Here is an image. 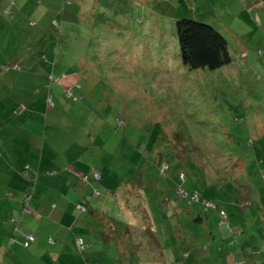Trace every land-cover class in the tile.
<instances>
[{"label": "rangeland", "instance_id": "1", "mask_svg": "<svg viewBox=\"0 0 264 264\" xmlns=\"http://www.w3.org/2000/svg\"><path fill=\"white\" fill-rule=\"evenodd\" d=\"M8 4L14 13L0 18V59L12 48L6 44L12 33L19 49L23 41L30 48L33 38L42 35L41 45L51 53L49 62L65 69L55 81L68 77L67 99L79 100L85 107V118L68 130L93 132L94 144L102 146V155L116 167L102 183H95L101 196L91 198V186L86 193L100 215L105 211L117 227V239L124 234L125 241L117 248L114 241L105 246L93 243L83 254L93 258L104 254L107 260L100 264H138V260L165 264L162 259L182 257L177 247H164L166 237L160 239L164 251L160 252L143 229L147 220L137 222L117 200L123 195L120 183L136 168L150 165L155 143L148 142L155 139L163 154L162 167L167 162L175 166L177 154H171L181 145L193 151L189 155L197 166L204 167V175L190 167L181 186L199 190L212 208L204 207L208 219L181 223L184 227L170 237L190 252L180 260L235 264V253L244 251L247 258H259L248 262L264 264V0H9ZM179 18L207 22L221 32L232 62L214 70L184 66L174 23ZM39 58L33 55L34 64ZM51 111L56 112L53 107ZM212 151L236 156L241 152L244 164L233 158L227 167L248 182L237 179L238 186L219 182L213 159L204 155ZM185 166L189 167L179 165L187 171ZM184 170L176 172L184 176ZM150 189L144 190L146 207L155 211L160 237L165 235L162 230L169 232L179 224L180 214L189 221L204 210L201 203H189L173 192L171 204L178 202L182 210L168 206L158 210L150 198L152 192L161 198L162 188ZM172 189V185L164 188ZM120 222L128 225L125 233Z\"/></svg>", "mask_w": 264, "mask_h": 264}, {"label": "crops", "instance_id": "2", "mask_svg": "<svg viewBox=\"0 0 264 264\" xmlns=\"http://www.w3.org/2000/svg\"><path fill=\"white\" fill-rule=\"evenodd\" d=\"M8 2L0 0V18L9 16ZM17 38L13 33L8 37L7 47L12 48L0 59V264H84L88 258L100 264L104 254L93 258L75 248L77 236L89 244L102 242L91 229V215L76 206L85 202L88 188L78 185L76 174L99 163L113 165L94 144L93 132L68 130L85 118V107L67 99L68 77L55 81L65 69L49 62L43 36L34 37L30 48L23 41L20 49ZM34 45L38 47L33 49ZM33 55L45 61L39 58L34 64ZM52 171L57 174L50 175ZM255 214L259 217L258 211ZM26 234L35 240L24 247ZM243 252L236 261L252 264L246 259H259Z\"/></svg>", "mask_w": 264, "mask_h": 264}, {"label": "trees", "instance_id": "3", "mask_svg": "<svg viewBox=\"0 0 264 264\" xmlns=\"http://www.w3.org/2000/svg\"><path fill=\"white\" fill-rule=\"evenodd\" d=\"M13 12H14L13 10L12 11L10 10L6 14L11 15ZM174 23L176 27L179 56L184 66H186L189 69L208 68V69L214 70V69H217L223 66H227L232 62L233 57L228 48V41L226 40L224 35L221 32H219L216 28H214L211 24L207 22H203V21H198L192 18H179V19H176ZM156 142L157 141L155 139L148 142L151 146L155 143L154 146L152 147L151 156H149V158L151 159L150 165L148 164L146 167L143 166L140 169L136 168L135 173L130 178H128V180H126L122 184L120 183L123 195L122 197H118L117 200L119 201L121 206H123L124 210L126 211V214L132 215L134 217L133 219H136L137 222L144 221L145 223V221L147 220L148 225L144 227L143 229L144 230L146 229L145 232L148 234L149 237H151V239L154 241V243L159 248L160 252L162 250L160 247L161 246L160 239H165V237H166V239L164 240L165 248H167L168 250L171 246L173 248L174 247L178 248V250L182 254V257L181 258L177 257L176 259H162V261L165 264H186L185 261L183 262V260H180V259L188 258L190 256V252L182 248V245L179 242V240L174 242L170 237L179 233L178 229L181 227L182 225L181 223L196 224L195 223L196 221H199L202 223L204 219H208L205 212L208 211L212 207L209 206L208 210L204 208L206 203L204 202V198L202 199V195L200 191L197 190L196 188H192L191 191H186L184 190V188H182L183 186H181L184 183L186 176L190 173V170H189L190 167L192 168L194 167L198 172L202 173L203 175H204V172H203L204 167L203 165L197 166V164H195L194 160L189 155L193 151L192 150L188 151V149H186L182 145L178 146V149L173 148L174 152H172L173 154L171 155L177 154V156L175 157V166L173 163L169 165V163L167 162V164L165 163L166 167H162L163 166L162 164L164 163L163 154L161 153L160 149L156 148ZM99 147L101 148L102 146H99ZM241 154H242L241 152L239 156H236L233 152H226V153L219 152L216 154L215 151H212L210 153H204V155L208 157L207 159L209 158L213 159L212 162L215 165V171L219 178L218 181L221 183H228V184L232 182L236 184L237 186L239 185V183L237 182L238 181L237 179H243V178L236 177L234 175V172L231 171V169H229L227 165H229V161L231 162L233 158H237V160H241L242 163L244 164ZM262 157H264V154L262 155ZM220 158H222L221 161H220ZM200 159L201 157L199 158V160ZM185 161H188V163ZM106 162H110V160L108 161L107 159ZM182 163L184 165L186 164L189 165V167L185 166L188 169L187 171H185L183 168H180ZM234 164L235 162H233L232 165H230L229 167L230 168L234 167ZM115 168L116 167L114 166L108 167L106 164L102 163L101 166L94 165L89 169V171L81 172V174H76V175L78 176L79 181L82 183L81 186L83 187L91 186V190L89 194L90 197L97 198L101 196V194H100V190L95 185V183L96 182L102 183L105 177L109 176V174L110 175L113 174V171ZM179 169L184 170L185 174L183 177H181L179 173L176 172ZM65 171L71 172V170H69L68 168H65ZM244 172H245V177H246V170H244ZM94 173L99 174L100 178L98 180H96L93 177ZM54 174H57V172L56 171L50 172V175H54ZM84 175H86V179L83 178ZM157 175L158 177L162 176L160 177L161 179H158ZM32 177H36V174H33ZM173 177L178 178L179 183H177V181L175 182ZM263 178H264V173H263ZM247 180H248L247 178L243 179V181L245 182ZM163 185H164V188H167L168 186L172 185L173 189L169 191L164 190ZM146 188L148 189L152 188L150 190L162 188L160 192V194L162 195L161 198H159L158 193L156 192H152L151 198H150L153 201V204L158 206L156 208L158 210L159 208L164 209L167 206L171 208L177 207L182 210L181 205H179L178 202L174 206L171 204V200L173 199V197L171 196V192H173L176 196H178L179 199L185 198L189 203H195V202L201 203L203 205L202 209L204 210L202 211V214H196L195 217L189 221L186 219V215H184L185 213L180 214L179 224L175 226L173 225L172 229L169 230V232L162 230L161 234L162 235L165 234V235L161 236L162 237L161 238L158 235V231H157V220H156L157 218H156V215H154L155 211L150 212L147 209L148 206L146 207L147 194H144V190ZM178 189H181L182 191H184L185 195L179 196L177 193ZM193 189H196V190H193ZM262 190H264V188H262ZM193 192H197L199 194L198 199L192 198ZM89 195L87 194L85 202L81 204H77L76 206L78 207L79 211H82L84 213H88L91 215V220H90L91 229L96 230L95 234L100 236L102 239V242L98 244H102L105 246V243L114 241V243L116 244V248H117L119 245V242L125 241L123 240L124 234H123V237L119 236L120 239H117L116 237L117 233L115 234V231H118L117 227L114 226L111 221H109L108 216L106 215L105 211L102 210L103 214L100 215V213L98 212L99 211L98 205L94 204L93 201H91V198H89ZM208 201L209 200H207V202ZM25 204H28V203L26 202ZM80 206L82 208H80ZM94 224L98 225V228L97 227L95 228ZM121 224L123 225V233H125L124 231H126V228L128 227V225L127 223H124V222H122ZM182 227H184V225H182ZM91 234L90 236H93V232ZM27 235L34 236L33 234H26L24 240L22 241V245ZM128 236L131 238L129 234L127 235V237ZM77 237H81L82 243H83V249H80L77 246L76 242L74 241L75 248L77 252L79 253H83L93 243H97V241H94V242H91V244H89V242L86 241L82 236H77ZM34 240H35V236H34L33 241ZM33 241H30L28 245ZM169 241L170 242L172 241V243H168ZM188 242L192 243L191 240ZM126 243L128 242L126 241ZM27 246H24V247H27ZM204 250L207 251V248H204ZM260 253H261V250H258L257 254L259 255ZM235 254L236 256H238V254L242 255L241 251H238ZM160 255H162V253H160ZM221 255H223V253H221ZM89 260L90 259H83L84 264H99L96 261H91V260L89 261ZM140 262L141 261L138 260V262L136 263L139 264ZM187 264H190V263H187ZM235 264H248V263H245L244 260H239V261H235Z\"/></svg>", "mask_w": 264, "mask_h": 264}, {"label": "built area", "instance_id": "4", "mask_svg": "<svg viewBox=\"0 0 264 264\" xmlns=\"http://www.w3.org/2000/svg\"><path fill=\"white\" fill-rule=\"evenodd\" d=\"M180 176L183 177L181 174H180ZM93 177H94L96 180H98V179L100 178V176H99L98 173H94V174H93ZM83 178L86 179V175H84ZM179 190L182 191L181 189H178L177 192H178ZM182 192H183L184 195H185V192H184V191H182ZM195 194H196V196H195ZM192 198H193V199H198V195H197L196 192H193V193H192ZM205 203H206V204H209V206H210V203H209V202H205ZM205 206H206V205H205ZM210 207H212V206H210ZM80 208H82V207L80 206ZM33 239H34V236H32V235H27L25 241L23 242V246H27L28 243H29L30 241H33ZM49 240L51 241V238H50ZM75 242H76L77 246H78L80 249H83V243H82V238H81V237H77L76 240H75Z\"/></svg>", "mask_w": 264, "mask_h": 264}]
</instances>
